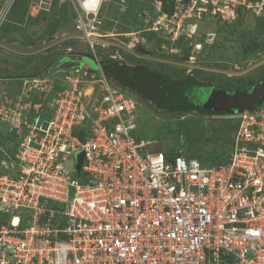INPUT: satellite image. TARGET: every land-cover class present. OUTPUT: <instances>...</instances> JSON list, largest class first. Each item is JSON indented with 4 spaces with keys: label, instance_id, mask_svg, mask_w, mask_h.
<instances>
[{
    "label": "built area",
    "instance_id": "1",
    "mask_svg": "<svg viewBox=\"0 0 264 264\" xmlns=\"http://www.w3.org/2000/svg\"><path fill=\"white\" fill-rule=\"evenodd\" d=\"M0 1L1 24L13 0ZM103 1L72 0L71 37L96 61L107 44ZM227 1L235 11L264 6ZM52 76L22 82L42 93ZM59 81L50 115L0 111L16 136L12 152L0 148V264H264V104L233 116L225 163L202 164L139 139L140 98L99 67L72 68Z\"/></svg>",
    "mask_w": 264,
    "mask_h": 264
},
{
    "label": "rangeland",
    "instance_id": "2",
    "mask_svg": "<svg viewBox=\"0 0 264 264\" xmlns=\"http://www.w3.org/2000/svg\"><path fill=\"white\" fill-rule=\"evenodd\" d=\"M170 2L172 13H166L154 31L153 23L165 13L162 8L157 13L154 0H104L100 16L108 45L96 47L97 58L100 51L127 63L164 70L174 77L193 73L231 89L264 74V32L260 31L264 26V6L237 12L227 0L215 4H207V0H167L166 4ZM173 13L176 15L169 17ZM73 20L72 0H13L0 24V82L7 79L6 87L0 83V111L22 106L30 111L28 117H44L48 113L43 110L46 104L60 91L58 84L54 83L55 89L39 93L23 85L22 78L36 76L47 67L67 70L79 65L97 71L92 51L83 41L71 36L64 39L62 33L69 34ZM137 46L151 53H141ZM64 57L67 59L59 65ZM19 77L20 83L15 80ZM139 102L135 134L153 142L149 148L180 150L184 155L198 151L206 161L226 157L238 122L233 116L239 113L168 116L156 112L150 103L141 99ZM9 126L8 121L0 119V148H6L8 153L15 138ZM74 160L79 173L84 165L83 152H76Z\"/></svg>",
    "mask_w": 264,
    "mask_h": 264
},
{
    "label": "trees",
    "instance_id": "3",
    "mask_svg": "<svg viewBox=\"0 0 264 264\" xmlns=\"http://www.w3.org/2000/svg\"><path fill=\"white\" fill-rule=\"evenodd\" d=\"M161 8L165 13H172L173 4H166L167 0H160ZM255 1V0H251ZM246 9L243 6L236 8L237 12ZM260 31L264 32V26L260 27ZM206 43H204L205 45ZM256 46V43L254 44ZM99 59L97 62L98 67L101 69L102 73L109 80L112 85L128 88L132 93L137 95L143 102H147L153 105L156 112H163L168 116H173L176 114L185 115L187 113L197 112L199 115L207 116H226L228 113L223 111H216L213 109H204L197 105L191 103V97L193 93V88L196 85H202L206 87H218L223 90H245L249 91L254 85L258 84L260 81L264 80V74L258 76L256 79H250L247 82L241 84L237 89H231L224 84H214L210 81L202 80L197 75L193 73H187L184 76L174 77L167 73L166 71L157 70L150 68L149 66L142 63H127L126 61H121L119 59L106 56L100 51L98 52ZM95 59L93 56H91ZM67 57L61 59L66 60ZM77 68H83L79 65ZM67 69L65 71L71 70ZM90 70V69H89ZM88 70V71H89ZM98 70V69H97ZM64 71V72H65ZM90 72H93L90 70ZM63 74V73H62ZM60 90L62 89V83L56 82ZM55 89V88H53ZM56 94V93H55ZM55 96V95H54ZM44 112H48L50 115V105L46 104ZM259 106V105H257ZM255 106V107H257ZM46 115V116H47ZM16 141V136L13 133ZM16 143V142H15ZM231 144V142H230ZM228 148L227 155L219 161H206L204 160V154L193 152V154L187 155L189 157L197 158L202 164H213V163H225L229 155ZM10 152H12L10 150ZM166 156H171L176 154V150L172 152H164ZM2 157V152L0 151V158Z\"/></svg>",
    "mask_w": 264,
    "mask_h": 264
},
{
    "label": "water",
    "instance_id": "4",
    "mask_svg": "<svg viewBox=\"0 0 264 264\" xmlns=\"http://www.w3.org/2000/svg\"><path fill=\"white\" fill-rule=\"evenodd\" d=\"M137 50L146 55L151 53L142 46H137ZM191 103L204 109L225 113L252 110L255 106L264 104V80L254 85L249 91H227L218 87L196 85L193 88Z\"/></svg>",
    "mask_w": 264,
    "mask_h": 264
},
{
    "label": "crops",
    "instance_id": "5",
    "mask_svg": "<svg viewBox=\"0 0 264 264\" xmlns=\"http://www.w3.org/2000/svg\"><path fill=\"white\" fill-rule=\"evenodd\" d=\"M72 30H70V32H68L69 34H67L66 35V33H62L63 34V36L65 35V37H64V39H67V38H70V36H72ZM74 39V38H73ZM110 57H114V56H110ZM115 59H117L116 57H115ZM119 60H121V61H125V60H123V59H119ZM59 61H61V59L59 60ZM58 61V64L59 65H62L60 62ZM127 62V61H126ZM85 69V68H84ZM66 69H63V68H61V69H59V70H54V69H52V68H45V70L44 71H42V70H40V71H42V73L43 72H48L51 76H52V78L54 79V83H55V81L56 82H59V80L60 79H62V77H60L59 76V73L60 74H62L64 71H65ZM87 70H89L88 68H87ZM90 71V70H89ZM63 75V74H62ZM5 80H7V79H5ZM1 81L0 83H3V86L4 87H6V84H7V81ZM15 80L18 82V83H20V81H21V77H19V78H15Z\"/></svg>",
    "mask_w": 264,
    "mask_h": 264
},
{
    "label": "flooded vegetation",
    "instance_id": "6",
    "mask_svg": "<svg viewBox=\"0 0 264 264\" xmlns=\"http://www.w3.org/2000/svg\"><path fill=\"white\" fill-rule=\"evenodd\" d=\"M195 115V116H200V117H207V115H199V114H197V112H195V111H193L192 113H187V114H185V115Z\"/></svg>",
    "mask_w": 264,
    "mask_h": 264
},
{
    "label": "bare ground",
    "instance_id": "7",
    "mask_svg": "<svg viewBox=\"0 0 264 264\" xmlns=\"http://www.w3.org/2000/svg\"><path fill=\"white\" fill-rule=\"evenodd\" d=\"M179 121V120H178ZM155 143V142H154Z\"/></svg>",
    "mask_w": 264,
    "mask_h": 264
},
{
    "label": "clouds",
    "instance_id": "8",
    "mask_svg": "<svg viewBox=\"0 0 264 264\" xmlns=\"http://www.w3.org/2000/svg\"><path fill=\"white\" fill-rule=\"evenodd\" d=\"M87 70V69H86Z\"/></svg>",
    "mask_w": 264,
    "mask_h": 264
}]
</instances>
